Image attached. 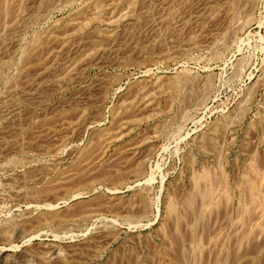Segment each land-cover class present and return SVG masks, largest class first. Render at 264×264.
<instances>
[{"label": "rangeland", "instance_id": "obj_1", "mask_svg": "<svg viewBox=\"0 0 264 264\" xmlns=\"http://www.w3.org/2000/svg\"><path fill=\"white\" fill-rule=\"evenodd\" d=\"M0 21V264H176L160 230L190 233L206 168L232 202L197 234L232 249L239 180L264 171V0H0ZM260 235L239 264H264Z\"/></svg>", "mask_w": 264, "mask_h": 264}, {"label": "bare ground", "instance_id": "obj_2", "mask_svg": "<svg viewBox=\"0 0 264 264\" xmlns=\"http://www.w3.org/2000/svg\"><path fill=\"white\" fill-rule=\"evenodd\" d=\"M24 1V0H23ZM132 1L134 0H127V2L131 3ZM20 2V1H19ZM95 2V1H94ZM246 2V0H245ZM7 4V3H6ZM242 4V3H241ZM20 5V4H19ZM24 6V5H23ZM103 6V5H102ZM2 7V6H1ZM39 7V6H38ZM4 8V7H3ZM24 8V7H23ZM99 8V7H98ZM6 8L3 9V13L5 14V12L7 13V10H5ZM22 10V9H21ZM21 10L19 12H21ZM94 10V9H93ZM15 11V10H14ZM18 11V10H16ZM97 11V10H95ZM245 11V10H244ZM18 12V13H19ZM22 13V12H21ZM98 13V12H97ZM9 14V13H8ZM16 14V12L14 13ZM20 14V13H19ZM94 14V13H93ZM101 14V13H100ZM152 14V13H151ZM16 16V15H15ZM18 16V15H17ZM17 16L15 18H17ZM11 17V16H10ZM20 17V15H19ZM32 17V16H31ZM34 17V16H33ZM100 17V16H98ZM13 16V19L16 20ZM18 19V18H17ZM40 19V18H39ZM4 20V18H3ZM13 20V21H14ZM1 22V21H0ZM11 22V20H10ZM2 23V22H1ZM0 23V25H1ZM3 24H5V22H3ZM13 24V23H12ZM31 25V24H30ZM2 26V25H1ZM6 26V24L4 25ZM1 29H3L1 27ZM55 30V29H54ZM92 31V30H91ZM1 34V33H0ZM104 34V33H103ZM109 35V34H108ZM90 38V37H89ZM87 39V38H86ZM38 42V40H36ZM34 43H32L30 45V47H28V50L26 49V51L24 52V57L25 58H28L32 55H30V51H32V46H33ZM221 44V43H220ZM27 48V47H26ZM93 48V47H92ZM35 49V48H34ZM39 52V51H38ZM34 55V54H33ZM23 58V57H22ZM28 60V59H27ZM129 60V59H128ZM32 63V62H31ZM24 66V65H23ZM42 67V66H41ZM63 67V66H62ZM185 75V73H184ZM183 76V75H182ZM43 77V76H41ZM187 78V77H186ZM185 78V79H186ZM182 77H178L176 79H173L172 78V81H168L170 83H168V86H171V88H175L176 87H179L181 86V84L184 82V80ZM191 79V77H190ZM189 79V80H190ZM193 80V78H192ZM23 81V80H22ZM186 81V80H185ZM187 82V81H186ZM186 82H184L186 84ZM191 82H196V81H191ZM208 82V81H206ZM204 83V82H203ZM188 84V83H187ZM189 84H190V81H189ZM188 84V85H189ZM196 84V83H194ZM193 85V83H192ZM209 85V84H208ZM162 86V85H161ZM185 86V85H184ZM194 87V86H193ZM197 87V86H196ZM180 88V87H179ZM177 88V89H179ZM195 88V87H194ZM193 88V89H194ZM170 89V88H169ZM176 89V90H177ZM196 89V88H195ZM198 89V88H197ZM196 89V91H197ZM190 92V91H189ZM194 92V90H193ZM202 92V91H201ZM42 93V92H41ZM197 93V92H196ZM195 93V94H196ZM191 96L189 98L192 97L193 94H190ZM198 95V94H196ZM195 96V95H193ZM27 97V96H26ZM194 98V97H193ZM192 98V99H193ZM196 98V97H195ZM44 99V98H43ZM29 101V100H28ZM190 102V101H188ZM215 129V125H214V128ZM210 142V141H209ZM16 143V142H15ZM19 146V145H18ZM41 146V145H40ZM217 146V145H216ZM19 160V159H18ZM14 163L17 161V159L13 160ZM129 162V161H128ZM127 162V163H128ZM132 162V161H131ZM17 163V162H16ZM250 163V164H249ZM249 170L254 174L250 177L246 176V175H243L241 176L243 179H241V182L239 180V186H240V183L242 185V187L240 188V191H239V194H242V197H241V200H239V208H238V216H237V220L235 221L236 223L233 225L234 227V232H233V238L232 240L234 239V244H233V247H232V244H231V247L232 249L230 248V245L229 243L227 244L226 241L228 240H224L223 239V236H222V239H220L221 241L217 242V239L216 237H214L212 239V236L213 235H209V234H206L204 233L203 231H206L207 230V227H205V225H200V226H203L205 229L202 230L203 227H201V233L197 234V231L199 229V225H197V223L199 224L200 222H202V224H205V220L209 213L213 211H215L213 208L216 209L215 206H217V202L219 203L220 201H223V204L224 207L226 208L227 210V206L229 207V204H231L230 202H232V197L231 195L229 194V185L225 182L224 180V177L222 176L223 174H220V179L217 180V178H215L216 176H214V170H213V173L211 170H209L208 168H206L207 170L205 169H200L201 171L200 172H196V174H193L191 176V179H192V188L187 192V194H184L185 198L184 201H183V205L184 207L187 209L190 210L191 208L197 206L196 211L194 212V221L190 220L193 218V216L189 219L190 221H192L191 225H189L188 229L190 230V233L188 231L189 234H187V230L186 231H183L181 230V234L180 235H184L183 237L185 238V235L187 234V236L191 235V237H187L186 236V239L184 240V238H182V236H180L178 233V227H177V221H176V218L178 215V217H181L183 218V220H188V215H186L187 213H184L186 212V210H184V207L181 209V211L183 210V215L185 216H188L184 219V217H182V215L180 214H177V216H173V218H171V226L173 225V228L169 231V232H165L163 230H160L162 231V235L163 238H162V241L164 242L165 241V244H163L165 246L164 250L165 252H168V253H172L175 261H176V264H202L203 262V255L206 256L209 254L206 252V255L205 253V248L207 246H210L211 247V244L214 248V257L211 261L210 264H222L223 262H226V263H229L227 262L228 260H230V264H239L240 260H241V257L242 255H244V253L241 254L242 250L243 249H248L249 252H251L253 255H256L258 254V252H260V247L261 245H258L259 242H256V239L255 237L257 236V234H264V171L262 170L261 166H258L256 164L255 161H253L252 163L249 162ZM264 163V162H263ZM247 164V165H248ZM129 165V164H128ZM125 169V168H124ZM121 170V169H120ZM222 170V169H221ZM124 171V170H123ZM140 171V163H136L130 170H129V174H133V173H137ZM126 172H120L118 175H121V174H125ZM225 174V173H224ZM106 174H104L105 176ZM126 176V174L124 175ZM130 176V175H129ZM226 176V175H224ZM240 177V178H241ZM112 178V177H111ZM226 178V177H225ZM105 179V178H104ZM117 179V178H116ZM119 179V178H118ZM110 180V179H109ZM217 180V181H216ZM73 181V180H72ZM113 181V180H112ZM85 183V182H84ZM221 186V189H219V187ZM53 188V187H52ZM219 189V190H218ZM51 191V190H50ZM33 192V191H32ZM179 193V192H178ZM36 194V193H35ZM145 194V193H144ZM140 195V194H139ZM77 196V195H76ZM241 196V195H240ZM216 197H218V201H216ZM239 198V197H238ZM139 199V209H138V212H145L147 209H148V202L146 201V199L144 198V196H141L138 197ZM216 199V200H215ZM220 204V203H219ZM222 204V203H221ZM220 204V206H221ZM222 205V207H223ZM176 206V203H175V200L173 198H169L167 203H166V214L168 216V220H170V216L172 217V214L176 213L175 211L177 210L175 208ZM181 206V205H180ZM223 207V208H224ZM237 207V206H236ZM219 208V207H218ZM194 209V208H193ZM192 210V209H191ZM190 210V211H191ZM218 210V209H217ZM220 210V209H219ZM50 211V210H49ZM180 211V210H179ZM221 211V210H220ZM230 211V210H229ZM214 213V212H212ZM192 215V214H191ZM210 215L212 216V214L210 213ZM215 215V214H214ZM67 216V215H66ZM211 216H208V217H211ZM205 220H202L200 221L201 218H203ZM175 218V219H174ZM66 219V218H65ZM174 219L173 221V224H172V220ZM180 219V218H179ZM177 219V220H179ZM210 219V218H209ZM227 219V218H225ZM49 220V218H48ZM47 220V221H48ZM167 220V221H168ZM182 220V219H180ZM186 220H185V224H186ZM252 222H251V221ZM166 221V222H167ZM200 221V222H199ZM204 221V223H203ZM58 222H62L60 219H58ZM181 222V221H178V223ZM184 221L181 222V224L183 223ZM217 222V221H216ZM188 223H190L188 221ZM207 223V221H206ZM209 223V222H208ZM215 223V222H214ZM180 224V225H181ZM212 224V223H211ZM163 225V224H162ZM179 225V224H178ZM179 225V226H180ZM207 225V224H206ZM188 226V225H187ZM186 226V227H187ZM231 226V225H230ZM229 226V227H230ZM162 229V228H161ZM178 229V230H177ZM200 230V229H199ZM5 231V230H4ZM1 233L0 236H4V237H8L9 234H7L6 232ZM168 231V230H166ZM193 231L196 233L193 234ZM178 232V233H177ZM184 232V233H183ZM186 232V234H185ZM205 236H203V234ZM209 233V232H208ZM212 233V232H211ZM230 234V233H229ZM196 235V236H194ZM223 235V234H222ZM261 236V235H260ZM204 237H207V240L209 241H212L210 242L209 241V245H207L205 247L204 245ZM211 237V238H210ZM189 238V239H187ZM219 238V236H218ZM221 238V237H220ZM225 238V237H224ZM231 238V237H230ZM264 241V240H263ZM207 242V241H206ZM228 245V246H227ZM84 246V245H83ZM263 246V245H262ZM205 247V248H204ZM212 248V249H213ZM162 249V248H161ZM210 250V248H209ZM206 251L207 248H206ZM213 251V250H212ZM212 251H210L212 253ZM231 254V256H230ZM35 255V254H34ZM211 255V254H210ZM39 256H42V255H39ZM230 256V258H229ZM44 257V256H43ZM38 258V257H37ZM229 258V259H228ZM40 259V258H39ZM41 260V259H40ZM44 260V259H43ZM206 260V258L204 259ZM211 260V259H209ZM257 260V259H256ZM256 262V261H255ZM148 264V263H147ZM225 264V263H224Z\"/></svg>", "mask_w": 264, "mask_h": 264}]
</instances>
